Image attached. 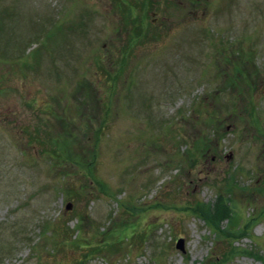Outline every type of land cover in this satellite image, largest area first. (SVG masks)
I'll list each match as a JSON object with an SVG mask.
<instances>
[{"label":"rangeland","instance_id":"obj_1","mask_svg":"<svg viewBox=\"0 0 264 264\" xmlns=\"http://www.w3.org/2000/svg\"><path fill=\"white\" fill-rule=\"evenodd\" d=\"M0 264H264V0H0Z\"/></svg>","mask_w":264,"mask_h":264},{"label":"trees","instance_id":"obj_2","mask_svg":"<svg viewBox=\"0 0 264 264\" xmlns=\"http://www.w3.org/2000/svg\"><path fill=\"white\" fill-rule=\"evenodd\" d=\"M207 207V206H206ZM198 208V210L201 212V214H203L202 212H204V213H206L205 214V217H210V216H212L213 215V213L214 212H212L211 214H207L208 213V211H207V208H204L203 206H199V207H197ZM213 210V209H212ZM215 210V209H214Z\"/></svg>","mask_w":264,"mask_h":264},{"label":"water","instance_id":"obj_3","mask_svg":"<svg viewBox=\"0 0 264 264\" xmlns=\"http://www.w3.org/2000/svg\"><path fill=\"white\" fill-rule=\"evenodd\" d=\"M68 203L66 204V207H68ZM175 247L178 248V249H182V239L179 237L177 238L176 242H175Z\"/></svg>","mask_w":264,"mask_h":264}]
</instances>
